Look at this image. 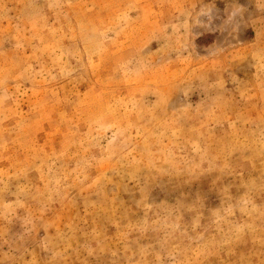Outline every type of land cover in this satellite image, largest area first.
Segmentation results:
<instances>
[{
    "label": "rangeland",
    "instance_id": "rangeland-1",
    "mask_svg": "<svg viewBox=\"0 0 264 264\" xmlns=\"http://www.w3.org/2000/svg\"><path fill=\"white\" fill-rule=\"evenodd\" d=\"M0 264H264V0H0Z\"/></svg>",
    "mask_w": 264,
    "mask_h": 264
}]
</instances>
